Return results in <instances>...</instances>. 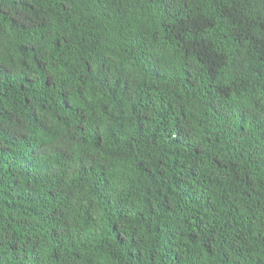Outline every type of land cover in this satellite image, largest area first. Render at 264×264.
<instances>
[{
	"label": "trees",
	"instance_id": "trees-1",
	"mask_svg": "<svg viewBox=\"0 0 264 264\" xmlns=\"http://www.w3.org/2000/svg\"><path fill=\"white\" fill-rule=\"evenodd\" d=\"M0 264H264V0H0Z\"/></svg>",
	"mask_w": 264,
	"mask_h": 264
}]
</instances>
